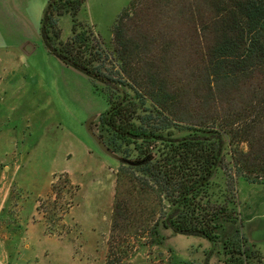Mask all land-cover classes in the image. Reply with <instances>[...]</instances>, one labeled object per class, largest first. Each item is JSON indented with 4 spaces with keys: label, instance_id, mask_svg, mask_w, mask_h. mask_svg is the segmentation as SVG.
Masks as SVG:
<instances>
[{
    "label": "rangeland",
    "instance_id": "1",
    "mask_svg": "<svg viewBox=\"0 0 264 264\" xmlns=\"http://www.w3.org/2000/svg\"><path fill=\"white\" fill-rule=\"evenodd\" d=\"M129 2L86 0L79 15L108 52L113 23ZM46 3L0 0V264H223L214 252L206 255L209 244L199 236L165 228L161 245L148 237L154 197L117 185L120 160L102 150L86 128L97 135L106 97L43 45L36 31ZM7 17L23 27H2ZM208 20L205 0H133L124 26L141 51L125 60L129 69L136 75L162 71L172 86L194 93L212 35ZM60 23L66 38L69 15ZM13 47L25 54L28 67L6 51ZM184 101L191 109L199 103L190 95ZM217 104L220 113L229 112V100ZM251 183L237 180L238 207L245 215L258 206L264 213V186Z\"/></svg>",
    "mask_w": 264,
    "mask_h": 264
},
{
    "label": "trees",
    "instance_id": "2",
    "mask_svg": "<svg viewBox=\"0 0 264 264\" xmlns=\"http://www.w3.org/2000/svg\"><path fill=\"white\" fill-rule=\"evenodd\" d=\"M205 1L212 35L191 94L172 86L162 71L136 75L129 69L125 60L141 51L124 26L133 0L113 23L111 52L79 16L86 0H47L39 33L49 53L105 95L97 135L123 159L117 185L154 197L151 241L161 245V229L168 228L205 239L206 255L214 252L223 264H264V249L243 230L247 215L237 195L239 178L264 182V0ZM64 15L71 21L66 38L58 26ZM232 93L236 99L227 98ZM189 95L199 102L194 110L184 101ZM220 100H229L228 113L219 112ZM116 208L122 212L120 204Z\"/></svg>",
    "mask_w": 264,
    "mask_h": 264
},
{
    "label": "crops",
    "instance_id": "3",
    "mask_svg": "<svg viewBox=\"0 0 264 264\" xmlns=\"http://www.w3.org/2000/svg\"><path fill=\"white\" fill-rule=\"evenodd\" d=\"M42 12H43V10H42ZM15 21L16 20L14 18L7 17V19L5 21H2L3 25L1 24V26L2 27L6 26L7 28L12 29L13 23ZM39 24H40V19H39ZM21 26L23 27L22 23H20L19 25L14 23V27H17V28L19 27V29H20ZM36 33H37L38 37H40L39 27L37 28ZM10 34H12L11 31H10ZM12 35H16V33L14 32ZM11 37H13V36H11ZM40 39H41V37H40ZM10 42H11V44L13 43L15 46L19 45L18 41L15 39H13ZM40 43L41 42H39V44ZM13 48H15V49L10 50L9 48H6V51L11 52L10 54L12 55L13 58L19 59L20 57H22L26 66L28 67L29 65L27 63L25 54L24 53L21 54L18 51V47H13ZM13 50H15V51H13ZM38 81H39L38 87L40 88L41 92H43V83L41 80H38ZM256 184L257 183H251V185H256ZM259 185L264 186V182H262L261 184H258L257 186H259ZM253 187H256V186H253ZM254 189H260V188L257 187ZM262 200H263V198H261L259 201H262ZM251 209H252L251 211L247 210L248 211L247 213L249 215H247V213H246L247 216H246V219H244L243 230L245 232V235L247 236V238L251 242H254L257 246L264 248V213H261V209L259 206L256 208H251Z\"/></svg>",
    "mask_w": 264,
    "mask_h": 264
},
{
    "label": "water",
    "instance_id": "4",
    "mask_svg": "<svg viewBox=\"0 0 264 264\" xmlns=\"http://www.w3.org/2000/svg\"><path fill=\"white\" fill-rule=\"evenodd\" d=\"M86 128H87V130H88V132H89V134L95 139V141L99 144V146L102 148V150H104L105 152H107L108 154H110V155H112V156H114V157H116L117 159H119V160H123L122 158H120L119 156H117V155H113V153H111V151H109V149L105 146V144L99 139V137L97 136V135H95L93 132H92V130L90 129V127H89V124H86ZM125 161H127V162H129V163H132L131 161H129V160H125Z\"/></svg>",
    "mask_w": 264,
    "mask_h": 264
}]
</instances>
